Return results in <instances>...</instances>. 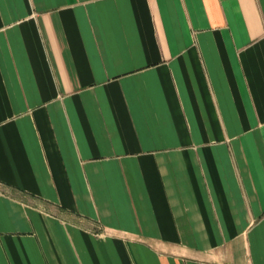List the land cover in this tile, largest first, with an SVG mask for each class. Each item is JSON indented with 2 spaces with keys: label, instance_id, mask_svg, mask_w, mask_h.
I'll return each mask as SVG.
<instances>
[{
  "label": "crops",
  "instance_id": "1",
  "mask_svg": "<svg viewBox=\"0 0 264 264\" xmlns=\"http://www.w3.org/2000/svg\"><path fill=\"white\" fill-rule=\"evenodd\" d=\"M0 264H264V0H0Z\"/></svg>",
  "mask_w": 264,
  "mask_h": 264
}]
</instances>
